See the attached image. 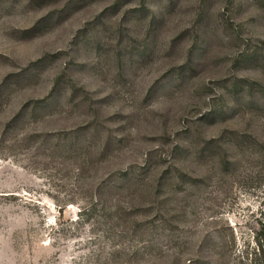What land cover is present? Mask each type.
<instances>
[{
    "label": "rangeland",
    "instance_id": "rangeland-1",
    "mask_svg": "<svg viewBox=\"0 0 264 264\" xmlns=\"http://www.w3.org/2000/svg\"><path fill=\"white\" fill-rule=\"evenodd\" d=\"M263 225L264 0H0V264H264Z\"/></svg>",
    "mask_w": 264,
    "mask_h": 264
},
{
    "label": "trees",
    "instance_id": "trees-1",
    "mask_svg": "<svg viewBox=\"0 0 264 264\" xmlns=\"http://www.w3.org/2000/svg\"><path fill=\"white\" fill-rule=\"evenodd\" d=\"M262 229H264V225L262 226ZM261 238H264V234L262 235V237ZM263 244H261V246H262ZM261 251H262V248H261Z\"/></svg>",
    "mask_w": 264,
    "mask_h": 264
}]
</instances>
